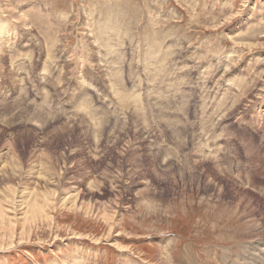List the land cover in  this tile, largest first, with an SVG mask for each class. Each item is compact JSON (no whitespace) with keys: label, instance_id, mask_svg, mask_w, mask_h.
<instances>
[{"label":"rangeland","instance_id":"374dc122","mask_svg":"<svg viewBox=\"0 0 264 264\" xmlns=\"http://www.w3.org/2000/svg\"><path fill=\"white\" fill-rule=\"evenodd\" d=\"M3 83L0 264H264V0H0Z\"/></svg>","mask_w":264,"mask_h":264},{"label":"bare ground","instance_id":"6f19581e","mask_svg":"<svg viewBox=\"0 0 264 264\" xmlns=\"http://www.w3.org/2000/svg\"><path fill=\"white\" fill-rule=\"evenodd\" d=\"M96 23V22H95ZM33 28V27H32ZM261 44V43H260ZM259 45V44H258ZM262 45V44H261ZM261 45H259V46H261ZM116 66V65H115ZM110 70V69H109ZM109 73V72H108ZM116 78V77H115ZM4 86H5V84L3 83V85L2 86H0V89H2V88H4ZM135 95V94H134ZM135 97V96H134ZM82 103V102H81ZM132 103V102H131ZM45 104V103H44ZM133 105V104H132ZM236 105V104H235ZM127 107V106H126ZM134 107V106H133ZM79 108V107H78ZM138 109V108H137ZM165 124V123H164ZM99 129H100V127H99ZM97 133V132H96ZM172 134V133H171ZM97 136V135H96ZM9 141V140H8ZM11 143H12V145H14L15 144V137H13V138H11ZM8 148H10V147H8ZM11 151V150H10ZM12 153V152H11ZM12 155V154H11ZM45 155V154H44ZM47 157V156H46ZM68 157V156H67ZM48 159V158H47ZM186 163V162H185ZM46 164V163H45ZM182 164H184V163H182ZM2 173H4V172H2ZM5 174V173H4ZM6 175V174H5ZM8 178V177H7ZM94 181V180H93ZM7 190H9V189H7ZM13 190V189H12ZM12 192H14V191H12ZM48 192V191H47ZM257 192V191H256ZM44 193V192H43ZM46 193V192H45ZM50 193V192H49ZM48 193V194H49ZM46 195V198L45 199H47L46 200V202H47V204H46V206H42L41 204V206L40 205H38L36 202L38 201H34L33 200V202H32V204L30 203V205L28 206V207H25V208H28V210H26V213H29V211H30V216H31V218L34 220L35 218H38V217H44L46 220H50L51 218H48L47 216H46V212H45V207L47 208V209H49V210H51V211H53L54 209H53V207L50 205L51 204V202H50V197L51 196H54L52 193H50L49 195ZM12 195V194H11ZM44 196V195H43ZM41 199V198H40ZM74 201H75V199H73ZM242 200H244V199H242ZM247 200V199H246ZM44 201V200H43ZM245 201V200H244ZM250 202V201H249ZM0 203H1V200H0ZM74 203V202H73ZM10 204L12 205V207H14V203L13 202H11L10 201ZM25 204V203H24ZM29 204V203H28ZM45 204V203H44ZM43 204V205H44ZM2 204H0V224H1V222L2 221H4V220H6V218H5V216H7V215H5V211L4 210H6V211H8L5 207L6 206H1ZM7 205V204H6ZM74 205V204H73ZM21 206V205H20ZM20 206H18V207H20ZM25 206V205H24ZM22 207V206H21ZM9 208V207H8ZM16 208L17 207H15V210H16ZM78 208V207H77ZM24 209V208H23ZM82 210H83V208H82ZM82 210H81V212H82ZM20 211V210H19ZM23 212H24V210H23ZM21 213V215L22 214H24V213ZM25 213V214H26ZM84 214H87V215H89L90 214V210L88 209L87 210V212H84ZM10 215V214H9ZM13 215V214H12ZM29 215V214H28ZM14 217V216H13ZM22 217V216H21ZM25 217V216H24ZM27 217V216H26ZM10 218V217H9ZM28 218H30V217H28ZM10 220V219H9ZM7 221H8V219H7ZM26 222V221H25ZM2 223H4V222H2ZM6 224V223H5ZM9 225H11V224H9ZM15 225V224H14ZM13 226V225H12ZM14 227V226H13ZM3 228H5L4 226H3ZM2 228V229H3ZM1 230V229H0ZM22 230V229H21ZM111 231H112V227L111 228H108V234H110L111 233ZM9 232H10V230H9ZM21 232V231H20ZM29 231L27 230V233H28ZM8 233V232H7ZM25 233V232H24ZM1 234H3V233H1ZM107 234V235H108ZM19 235V234H18ZM27 235V234H26ZM2 236H4V235H2ZM2 236H0V237H2ZM14 236V235H13ZM20 236H21V234H20ZM20 236H18V237H20ZM233 236V235H232ZM15 237V236H14ZM13 237V238H14ZM25 237V236H24ZM1 239V238H0ZM2 241H3V239H2ZM99 241V240H98ZM101 241V240H100ZM181 241V240H180ZM8 243V242H7ZM96 243H98V242H96ZM9 245H10V243H9ZM175 246V247H174ZM258 244L257 245H254L252 248H250V252H251V254H249L250 256H251V259H248V261H245L243 264H262L261 263V261H262V258H259V255L261 256V254L260 253H258V255L257 256H255V253H254V249H258ZM202 246H200L199 248H201ZM161 249V251H162V254L163 255H165V252L162 250V248H160ZM173 249H178V243H176L175 245H173V241L171 242V244H170V252H172L173 251ZM164 250H165V248H164ZM201 249H198V251H200ZM194 251V250H193ZM253 251V252H252ZM186 253H190V254H194L193 256L192 255H190L189 256V258L188 259H186V261L189 263V264H197V261H198V259L195 257V253H193L192 252V250L191 249H186ZM200 253L202 254V253H204V251L203 250H201L200 251ZM217 253V252H216ZM176 254V253H175ZM245 254L247 255V258L249 257L248 256V250L247 251H245ZM197 255V254H196ZM255 257H256V259H255ZM165 258V257H164ZM250 258V257H249ZM174 260V259H173ZM184 260V259H183ZM182 260V261H183ZM174 262L176 263V261L174 260ZM163 263V262H162ZM170 263V262H169ZM168 263V264H169ZM180 263H182V262H180Z\"/></svg>","mask_w":264,"mask_h":264}]
</instances>
